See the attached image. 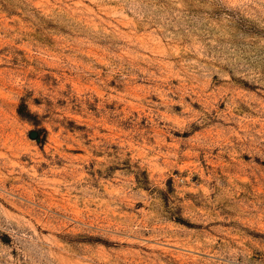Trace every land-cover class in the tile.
<instances>
[{
  "label": "rangeland",
  "instance_id": "374dc122",
  "mask_svg": "<svg viewBox=\"0 0 264 264\" xmlns=\"http://www.w3.org/2000/svg\"><path fill=\"white\" fill-rule=\"evenodd\" d=\"M0 264H264V0H0Z\"/></svg>",
  "mask_w": 264,
  "mask_h": 264
},
{
  "label": "water",
  "instance_id": "95a60500",
  "mask_svg": "<svg viewBox=\"0 0 264 264\" xmlns=\"http://www.w3.org/2000/svg\"><path fill=\"white\" fill-rule=\"evenodd\" d=\"M31 137L33 138V139H35V138H37L38 137V133L37 132H32L31 133Z\"/></svg>",
  "mask_w": 264,
  "mask_h": 264
}]
</instances>
